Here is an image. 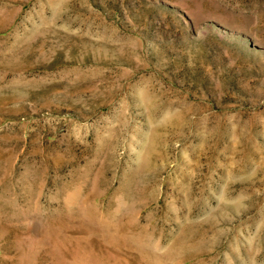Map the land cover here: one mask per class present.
Wrapping results in <instances>:
<instances>
[{"label":"rangeland","instance_id":"rangeland-1","mask_svg":"<svg viewBox=\"0 0 264 264\" xmlns=\"http://www.w3.org/2000/svg\"><path fill=\"white\" fill-rule=\"evenodd\" d=\"M0 264H264V0H0Z\"/></svg>","mask_w":264,"mask_h":264}]
</instances>
